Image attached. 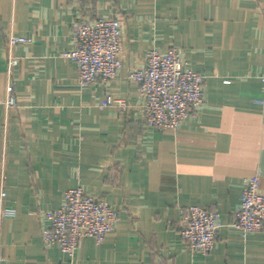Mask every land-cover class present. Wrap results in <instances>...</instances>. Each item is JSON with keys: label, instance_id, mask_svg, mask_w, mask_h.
<instances>
[{"label": "crops", "instance_id": "crops-1", "mask_svg": "<svg viewBox=\"0 0 264 264\" xmlns=\"http://www.w3.org/2000/svg\"><path fill=\"white\" fill-rule=\"evenodd\" d=\"M112 16L123 21V65L83 87L63 55L73 24ZM11 33L31 40L12 49L9 71ZM172 47L205 76V101L163 130L147 123L129 71ZM263 76L264 0H0V264H264V228L231 225L245 180L259 175L264 191ZM77 186L118 211L113 231L74 254L46 247L44 212ZM191 205L221 214L208 254L180 234Z\"/></svg>", "mask_w": 264, "mask_h": 264}, {"label": "built area", "instance_id": "built-area-1", "mask_svg": "<svg viewBox=\"0 0 264 264\" xmlns=\"http://www.w3.org/2000/svg\"><path fill=\"white\" fill-rule=\"evenodd\" d=\"M122 36L123 21L117 16L94 20L78 17L75 20L74 45L64 51L63 55L77 63V80L81 86H89L99 80L108 82L118 74L123 65ZM30 40L13 33L9 35V71L18 63L12 49L15 45ZM129 78L138 85L144 96L147 123L163 130H177L205 101V76L187 67L175 47L166 52L159 49L149 51L145 64L132 68ZM257 102L264 104V97ZM113 103L127 108L125 100L109 97L107 104ZM6 106L8 109L18 106L12 84L8 86ZM4 198L5 191L2 190L0 219L7 213L3 205ZM44 219V245H58L64 252L74 254L86 237H93L97 243L104 242L114 229L118 211L104 197L77 186L65 192L62 205L58 209L45 211ZM231 225L241 229L243 233L263 230L264 191L260 188L259 175L245 180L241 203ZM223 226L219 211L191 205L182 219L180 234L193 252L204 255L214 249Z\"/></svg>", "mask_w": 264, "mask_h": 264}]
</instances>
